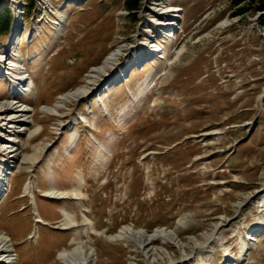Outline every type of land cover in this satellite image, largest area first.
<instances>
[{"label":"rangeland","instance_id":"1","mask_svg":"<svg viewBox=\"0 0 264 264\" xmlns=\"http://www.w3.org/2000/svg\"><path fill=\"white\" fill-rule=\"evenodd\" d=\"M261 1L0 0L11 17L8 30L0 19V51L14 38L18 15L4 60L17 56L35 86H10L1 76L0 101L29 111L28 130L18 131L20 120L7 123V133L19 138L21 154L47 143L31 168L11 158L4 172L0 230L16 264H63L57 252L71 248L74 234L61 225L63 210L94 249L93 264H264ZM155 2L180 7L167 31L149 21L168 17L154 12ZM117 45L126 46L120 63L135 49L145 57L132 59L116 85L102 77L114 83L97 96L66 102L60 115L43 110L83 84ZM51 187L67 195L46 196ZM38 212L46 223L34 221ZM123 227L166 228L182 246L155 238L145 253L134 241L109 238Z\"/></svg>","mask_w":264,"mask_h":264},{"label":"bare ground","instance_id":"2","mask_svg":"<svg viewBox=\"0 0 264 264\" xmlns=\"http://www.w3.org/2000/svg\"><path fill=\"white\" fill-rule=\"evenodd\" d=\"M159 4H157V2L154 3V5L156 6V8H154L155 9L154 12L159 15H168V17L166 19H161V18L159 19L156 17L149 21L156 25L155 27H157L159 32L162 30L167 31L173 25L174 20H175L174 17L178 16L176 12L180 10V7H177V8L167 7L163 9L161 4L160 5ZM14 9L16 10L19 8L14 7ZM18 13L19 12L17 11V14ZM169 16L172 18H170ZM20 24H21L20 17L16 15L15 21H14L13 32H12V35H14V38L16 34L15 32L16 28L18 29ZM150 32L153 33L152 30ZM167 35H170V33L166 34V36ZM14 38L10 39L8 43L5 42V44H3L4 45L3 49L0 51V78L4 74L9 79L10 86L12 85L14 87L16 86L20 87V84L24 82L23 88H25L26 85H29L27 88L29 87L34 88L35 86H34L33 80H31L30 77L25 78L24 77L25 75L22 74V72L24 73L27 72L26 68L24 67V70H22V72H19L20 70L19 65L21 62L17 56L15 58L17 60H12L11 58L4 60V58H6L7 56H10V53H11L10 51H12L14 48L12 47L14 46L13 45ZM157 46L158 45L153 47V51H156L158 49ZM125 49H126V46L117 45L116 48H114L113 51H111L99 65L91 67L90 71L86 73V79L83 84H81L80 86L76 87L75 89L71 91L61 94L59 96V99L56 100L52 106H49V107L46 106L43 108V110H46V112L54 114V115H60L61 112L59 109H61L62 107H66L65 106L66 102L76 101L81 98H89L91 96H97L98 93H101L100 91L103 92V89L106 90L107 88L111 87L112 83H114V80H115V85L117 84V82L123 80V78L125 77V73H124L125 70L129 67V65L130 66L132 65L131 60L132 59L138 60L145 55L142 51H135L137 50L135 49L131 53L132 57L130 61L126 60L125 62L120 63L119 59L122 53L125 51ZM183 50H184V47L178 49L176 51L175 57H178L183 52ZM11 70H14V71H11ZM17 70H18V73H16ZM106 76L107 77L110 76L111 79H114L113 81L110 82V84L108 81L106 82L108 86L105 85V82L104 83L99 82V80L101 81L102 77H106ZM93 89L95 91H93ZM14 97H15L14 94L10 92L9 98L13 99ZM11 109H12V112L8 113ZM27 110L28 108L24 106V103L17 104L15 102L8 101V100L0 101V121L2 120V125L0 126L5 125V128H2L5 130L3 131L4 133L3 135L5 137L7 136L6 141L4 143H1L2 148H4L5 150L3 151L6 152L7 154H6V157L2 159V161H5V162H0V199L5 195L6 189L8 187V184L4 181L5 179L4 172L12 167L11 164L12 162H14L13 161L14 159L15 160L19 159V161L21 160V161L28 162L30 164L28 167L29 169L34 165V163H36L38 160L42 159L45 156L44 153L46 150L45 148L47 146V143L41 146H38V147L36 146V148L33 150L31 154L25 155V154H21L20 148L18 146L17 142L19 141V138L18 137L16 138L15 134H14L15 136H8L7 131L9 130L7 129L8 127L7 123L9 122L11 123V122L16 121L17 123L18 121L21 120L23 122L22 127H21L22 129H19L18 131L28 130L27 126L29 124L28 123L29 120L25 121V118L29 117L27 116V112L29 113V111ZM72 119H75V118L73 117ZM60 124L56 125V130L59 129ZM35 132H37V129L28 131L27 137H31ZM24 190H26V192L28 193H31L29 182L26 183ZM45 195L48 197H52V198H55V197L63 198L64 196L67 195V192L65 193L64 191H55L51 187L47 191H45ZM36 211H37V208H36ZM62 212L64 215V221H62L61 225H64L65 229H71V230L73 229L74 234L69 239V245L71 248L70 249L62 248L57 252L58 260L62 262L63 264H93L95 263L94 249L86 241L81 240V238L79 237L78 229L74 228L76 226L71 222L70 215H68V213H66L65 210H63ZM34 221L42 223V224L46 223V221L41 218L39 212L37 214L35 213ZM257 224L259 225L260 223L254 224L249 229V231L247 232V236H246L247 239L249 240L252 239L253 237L252 233H253V230L256 229ZM170 231L166 228H160V229L158 228L154 231V233L150 234L141 229L136 230L130 227H123L121 230H119L118 233L111 235L109 238L112 240H123L126 242L134 241L138 245V247L141 248L142 251L145 253L148 252V249H145V247L148 248L152 240L155 238L162 239V242H170L174 245L179 244V246L181 247L182 246L181 241L177 238L174 231H171V232ZM244 245H245L244 240L239 241V249H240L239 257L240 258H243L242 249ZM16 263L17 261H16V256L13 253L12 241L5 234V232L0 230V264H16Z\"/></svg>","mask_w":264,"mask_h":264},{"label":"trees","instance_id":"3","mask_svg":"<svg viewBox=\"0 0 264 264\" xmlns=\"http://www.w3.org/2000/svg\"><path fill=\"white\" fill-rule=\"evenodd\" d=\"M133 1V3H132V7H134V4H135V2H136V0H132ZM234 3H236V2H234ZM137 5V4H136ZM264 9V0H262L260 3H259V5L257 6V10H263ZM3 18H5V24H6V28L5 29H9V27H10V25H11V22H10V14L9 13H7V11H1L0 12V19H3ZM1 28V27H0ZM6 30V31H7Z\"/></svg>","mask_w":264,"mask_h":264},{"label":"water","instance_id":"4","mask_svg":"<svg viewBox=\"0 0 264 264\" xmlns=\"http://www.w3.org/2000/svg\"><path fill=\"white\" fill-rule=\"evenodd\" d=\"M264 13V11H261L259 14H263ZM55 228H61L60 226H55Z\"/></svg>","mask_w":264,"mask_h":264}]
</instances>
